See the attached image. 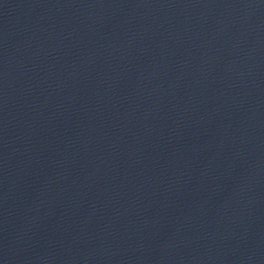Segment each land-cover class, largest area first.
Listing matches in <instances>:
<instances>
[{
  "label": "water",
  "instance_id": "water-1",
  "mask_svg": "<svg viewBox=\"0 0 264 264\" xmlns=\"http://www.w3.org/2000/svg\"><path fill=\"white\" fill-rule=\"evenodd\" d=\"M0 264H264V0H0Z\"/></svg>",
  "mask_w": 264,
  "mask_h": 264
}]
</instances>
